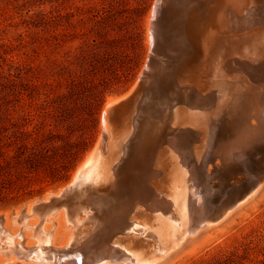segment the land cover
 I'll list each match as a JSON object with an SVG mask.
<instances>
[{
	"label": "bare ground",
	"instance_id": "6f19581e",
	"mask_svg": "<svg viewBox=\"0 0 264 264\" xmlns=\"http://www.w3.org/2000/svg\"><path fill=\"white\" fill-rule=\"evenodd\" d=\"M162 4L165 46L155 10L148 29L167 59L149 55L133 89L107 101L69 182L0 212V264H160L263 189L264 0ZM229 174L210 205V182Z\"/></svg>",
	"mask_w": 264,
	"mask_h": 264
},
{
	"label": "rangeland",
	"instance_id": "374dc122",
	"mask_svg": "<svg viewBox=\"0 0 264 264\" xmlns=\"http://www.w3.org/2000/svg\"><path fill=\"white\" fill-rule=\"evenodd\" d=\"M156 1L0 0V212L69 182L97 144L107 101L133 89L149 55L167 59L151 51L153 10L165 46ZM234 178L210 182V205ZM160 264H264V187Z\"/></svg>",
	"mask_w": 264,
	"mask_h": 264
},
{
	"label": "water",
	"instance_id": "95a60500",
	"mask_svg": "<svg viewBox=\"0 0 264 264\" xmlns=\"http://www.w3.org/2000/svg\"><path fill=\"white\" fill-rule=\"evenodd\" d=\"M73 186V185H72ZM72 186H68L65 190H63L62 192H60L58 195H56V196H51V195H48V200L47 201H49V200H51V199H54V198H59V197H62V195L65 193V191L67 192V191H71V187ZM64 192V193H63ZM44 201V200H43ZM43 201H42V198H40V201H38L37 203L35 202V203H33V204H43ZM22 210L24 209V208H21ZM2 220H3V214L2 215H0V223L2 222Z\"/></svg>",
	"mask_w": 264,
	"mask_h": 264
}]
</instances>
